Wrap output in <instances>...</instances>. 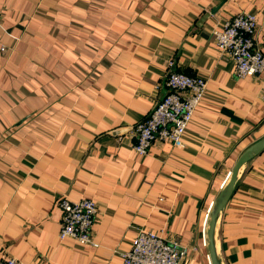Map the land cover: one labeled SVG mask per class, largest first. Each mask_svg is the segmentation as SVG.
<instances>
[{"label":"crops","instance_id":"crops-1","mask_svg":"<svg viewBox=\"0 0 264 264\" xmlns=\"http://www.w3.org/2000/svg\"><path fill=\"white\" fill-rule=\"evenodd\" d=\"M264 0H0V261L122 264L138 230L213 264L207 228L240 156L264 138V73L238 77L214 30ZM208 80L182 147L134 149L170 72ZM60 198H90L93 242L61 239ZM220 264H264V148L239 170Z\"/></svg>","mask_w":264,"mask_h":264},{"label":"built area","instance_id":"built-area-1","mask_svg":"<svg viewBox=\"0 0 264 264\" xmlns=\"http://www.w3.org/2000/svg\"><path fill=\"white\" fill-rule=\"evenodd\" d=\"M257 29L256 15L240 12L227 19L221 28L214 30L219 49L233 58L238 77L264 73V52L255 42ZM165 84V96L135 127L137 143L134 149L139 154H146L156 140L170 141L174 146L182 147L194 112L208 91L206 78L179 71L170 72ZM261 97L264 100V89ZM59 207L63 212L60 238L71 237L82 244L97 246L93 242L97 203L90 198H60ZM184 253L178 240L140 229L131 249L124 253L122 264H181ZM0 264L23 263L11 256L6 261H0Z\"/></svg>","mask_w":264,"mask_h":264},{"label":"water","instance_id":"water-1","mask_svg":"<svg viewBox=\"0 0 264 264\" xmlns=\"http://www.w3.org/2000/svg\"><path fill=\"white\" fill-rule=\"evenodd\" d=\"M264 148V138L259 140L250 146L247 150L243 152L240 156L237 164L232 170L230 179L222 188L220 194L218 195L215 204L212 208L210 219L207 228V236L209 241V250L213 264H220V259L216 247V231L217 225L222 211L224 210L226 204L228 203L236 183V179L239 173L240 168L248 160H250L254 155L259 153Z\"/></svg>","mask_w":264,"mask_h":264}]
</instances>
